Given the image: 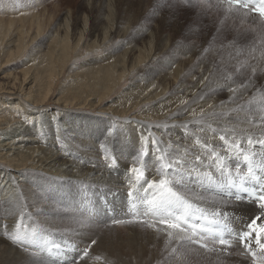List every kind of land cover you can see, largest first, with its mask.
Masks as SVG:
<instances>
[{
  "label": "bare ground",
  "instance_id": "6f19581e",
  "mask_svg": "<svg viewBox=\"0 0 264 264\" xmlns=\"http://www.w3.org/2000/svg\"><path fill=\"white\" fill-rule=\"evenodd\" d=\"M219 8L221 11L229 12V15H234L233 17L240 21L256 22V17L250 13L245 16L242 14L243 12L233 14V11H228V5L225 3L220 4ZM32 13H28L31 18H33ZM24 15H19L16 21H23V18L20 17H24ZM35 18V21L29 18L27 21V18L24 19L22 22L24 25L15 30L19 35L15 44L13 43L14 50H9L10 52L5 56L1 53L3 38L13 33L12 30L16 22L6 19L10 24L4 26L3 21L0 20L2 73L21 58L20 55L25 50L26 41L32 37L34 29L36 33L34 38L32 37L33 42L36 39L39 41L43 37V20L41 21L39 16ZM26 23H29L27 28ZM82 29L79 42L82 41L86 32V21L83 23ZM70 48V41L67 38L53 40L47 56L50 64L43 72H40L41 77L37 73H30V69H28L21 81L16 76L8 75L12 80L0 83V264L252 263L250 256L241 254L242 244L235 242L227 246L214 243L215 249L203 247L202 244L206 241H201L200 244L193 242L181 249V242L177 239V230L169 229L166 225L152 220L151 217L131 214L129 192L133 191L135 184V174L131 171L133 167L141 168L144 171V178L139 183L147 187L145 181L151 182L159 179L156 170L159 167L158 158L161 155L165 157V162L169 160V156L174 159L183 157L182 167L179 169L180 176L175 177L181 183L176 187L180 188L194 205L204 209L209 219H212V214L216 213L215 218L219 219L221 223H227L230 227L239 229L242 224L250 222L255 216L260 215L258 202L253 203V199L243 190L221 177L215 159L216 155H219L226 170L230 171L234 178L237 170L240 175L246 176L248 162L243 159L242 154H238L239 149L232 148V139H237L240 140L239 143L236 142L240 148L250 149L247 154L252 156L257 164L260 163V147L256 143V141H260V138L256 139L253 132L245 133V135H232L227 133L228 130L224 131L222 128L223 122L229 123L243 115V111H239L240 106L246 110L247 106H253L251 104H255L257 101H264V98L258 94V90L247 88L251 91L246 99L243 96L246 89L241 83L240 85L235 83V87L228 92V100L220 101L214 96L220 81L210 75L209 78H206V83L197 90V95L193 96V90L186 91L184 93L185 100L180 95L176 97H181V101L173 102L174 94L184 92L190 87L184 78L178 80L179 76L168 72V77L162 79L160 83L158 82L159 85L157 83L156 86H151L153 90L147 88L146 92L134 96L128 103L124 102L120 111L113 113L110 112V109L101 111V113L109 114V118L120 119V121L131 119L127 127L122 129L115 127L112 131L113 125L109 119H96L92 123L90 122V126L79 129L71 124L72 121L75 119L87 120L72 115L69 110L74 107L82 109L83 106L99 108L119 87L118 84L125 77V73L117 76L116 67H98L97 74L99 75L96 79L97 83H102L100 87L96 86L93 92H70L67 96L58 99L56 104L59 106L58 110L64 109L61 110L63 111L61 114L36 116L31 112V108L26 106V102L29 103V105L27 104L29 107L31 105L32 109H42L47 105L48 99L53 95V85L68 60ZM4 49H6L5 46ZM59 49L61 53H58ZM138 59L133 67L145 60L142 56H139ZM252 62L255 63L254 69L264 76V58H256ZM60 65L62 67L59 70L56 69ZM189 71L196 73L194 67ZM45 73L49 78L48 82L42 76ZM142 77L143 74L134 76L133 84L140 81ZM212 79L218 82L215 83ZM231 83L222 82L221 86L229 87ZM187 92H192V94H187ZM204 93L210 94L207 103L212 104L203 107L197 106L195 114H187L189 110L186 107L187 96H191L190 100H198ZM88 98L91 100L89 101ZM94 99H96L95 102ZM168 99L169 102L163 106ZM157 103H159L155 107L157 113H151L148 116L139 113L143 107L146 108L145 106H153ZM263 122L259 128L263 129ZM156 128L163 131L166 138L160 137V134H154L155 132L152 133ZM202 128H208V132L204 133ZM194 130L198 131L193 133ZM151 135L153 137L149 138ZM221 136H224L225 140H221ZM248 138L253 140L252 145L248 144ZM44 142L47 144L46 147ZM190 142H195L196 146H191ZM12 151L11 157L9 154ZM142 152L146 154L141 155ZM206 152L207 154H205ZM253 153H257V155L253 156ZM196 156L201 159L197 161ZM184 167L188 169H183ZM185 170H187L186 173ZM254 171L257 176H264L259 167H254ZM205 173H211V181L205 178ZM27 178L30 181H26ZM34 182L42 190V197L33 192L35 189H32L30 185H34ZM50 182L59 184L61 193L63 190L72 191L74 188L78 191V187L90 188L94 190L96 202L100 198L104 203L115 208L125 203V207L121 210L126 215L124 223L126 226L113 223L115 222L113 213L107 214L108 212L102 208L103 204L98 206L97 213H99V222L101 221L103 224L101 228L104 230L95 229L94 232H99L95 233L93 238L88 236L87 231H84L82 227H79L81 225L78 224V226L74 222L77 220L74 217L68 218V221H62L59 210L52 217L42 218L44 209L43 205L41 206V201L52 188ZM251 182L253 184L250 186L244 181V187L248 189L258 185L254 180ZM57 193L59 194V192ZM224 194H227V198L224 197ZM140 195H144V192L141 191ZM237 197L241 199L238 200ZM37 220L41 226H38ZM144 221H149L155 226L148 227ZM196 223L200 224L203 221H196ZM17 225L20 227L18 228ZM17 232L21 236L31 235L34 232L33 243H13L9 239V235ZM169 232L172 233L171 237L168 235ZM78 238L83 241L80 242ZM194 239H199V237ZM206 243L210 244L208 241ZM88 244L91 246L90 252L82 259L81 252H86L83 247L88 249ZM54 245L64 246L60 253H69V259L59 258L53 255L55 253L51 254L55 251ZM190 245L192 247L198 245L208 248V250L204 251L199 247L190 248ZM174 248L177 249L175 253L172 251ZM38 249L39 253H36L35 250ZM229 249H233V252H229Z\"/></svg>",
  "mask_w": 264,
  "mask_h": 264
},
{
  "label": "rangeland",
  "instance_id": "374dc122",
  "mask_svg": "<svg viewBox=\"0 0 264 264\" xmlns=\"http://www.w3.org/2000/svg\"><path fill=\"white\" fill-rule=\"evenodd\" d=\"M220 4H223L221 0H205L204 6L178 3V0H1L0 20L3 21V25L8 26L10 24L6 19L16 22L12 30L13 33L8 36L9 38H3L5 43L3 42L1 53L4 56L10 52L9 50H14V42L19 35L15 30L24 25L22 23L24 19L27 18V21L29 18L35 21V17L39 16L40 20H43L42 25L46 27L41 25L43 37L39 41L38 39L34 40V42L33 38L36 30L33 28L34 30L31 34L33 38H28L31 42L30 40L26 41L25 50L22 53L23 55H20L19 61L17 60L15 64L7 68L4 73L1 71L3 64L0 66V83L6 80L11 81L12 78H9L8 75L16 76L21 81L25 71H28V69H30V73L40 75V72H43L47 65L50 64L47 56L52 41L67 38L71 47L69 49L68 63L66 62L64 68L60 70L59 76L53 85V95L48 99L47 105L42 107V109H32L31 105L29 107V103L26 102V106L31 108V112L35 113L36 116L40 114L48 116L53 113L56 115L61 114L63 113L61 110L64 109L60 108L61 110H58L59 106L56 105L58 99L67 96L70 92H93L96 86L100 87L102 83H97L96 78L99 75L97 74V68L101 66L106 68L116 67V75L119 76L125 73V77L121 79L118 84L119 87L115 89L114 93L100 106L101 108L93 109L83 106L82 109L74 107L69 110L72 115L87 120H73L71 124L76 128L84 129L96 119H109L113 125L112 131L115 127H120L121 129L125 128V126L127 127L131 119L120 121V119L109 118V114L101 113V111H104V109H110L111 113L120 111L124 102L128 103L134 96L141 92H146L147 88L153 90L151 86H156L162 79L167 78L168 72L179 76L178 80H183L182 78H184L190 87L184 92L174 94L173 102H180L182 98L176 97L180 95L185 100L186 95L184 93L186 91L193 90V96L197 95V90L202 84L206 83V78H209L210 75L220 81L217 84L218 90L214 93V96L220 101L228 100V92L235 87V83L236 85L241 83L243 88L246 89L243 93L246 99H248V94L251 91L247 90V88L258 90V94L264 98V76L254 69L255 63L252 62L256 58H264V24L261 23L262 18L249 12L250 15L256 17V22L249 20H247L248 22L240 21L234 18V15H229V12L225 10H222V12L219 8ZM35 11L37 15L39 13L38 16ZM244 11L241 10V12ZM41 12L42 14H40ZM28 13H32L31 15L35 19L31 18ZM43 14L44 16H42ZM19 15H24V17H20L21 19L23 18V21H16ZM44 17L48 20H44ZM85 21L87 22V29L82 41L79 42ZM28 24L26 23V28ZM56 36L57 39H55ZM4 46L6 49H4ZM59 52L60 49L58 50ZM139 56H142L145 60L133 67L136 61L139 60ZM60 67L62 65L57 66L56 69L59 70ZM192 67L195 68L196 73L189 71ZM139 74H143L142 79L133 84V77ZM42 76L48 82L49 78L46 73ZM212 81L218 82L214 79ZM226 81L232 83L229 87H222L221 83ZM187 94H192V92H187ZM187 97L186 107L190 110L187 111L189 115L195 114L194 111L197 106L203 107L204 105L212 104L207 103L210 98L209 93L202 94L198 100H190L191 96ZM124 98L126 99L124 100ZM88 100L90 101L91 98H88ZM95 100L93 101L95 102ZM168 102L169 99L164 102L163 106ZM158 105L159 103L153 106H145L146 108L143 107L139 113L143 116L157 113L158 111L155 110V107ZM251 105L253 106H247L248 109L246 110L243 109V106H240L239 111L241 112L242 110L243 115L229 123L223 122V130H228L229 132L227 133L232 135H245V133L253 132L256 139L264 140V127L263 129L259 128L262 125V121H264V101H257V103ZM202 129L204 133L208 132V128ZM197 131L194 130L193 133ZM111 133L113 134V132ZM111 133L110 136H112ZM152 133L160 134V137L166 138L165 133L159 128L153 129ZM153 135L149 138L153 137ZM189 135L191 134L189 133ZM232 140L237 143L240 141L237 139ZM163 143H165L164 140ZM190 145L196 146L195 142H190ZM44 146H47L46 142H44ZM12 153L13 151L9 154L11 157ZM166 154L168 153L166 152ZM180 158L174 159L169 156L168 159L181 161L183 157ZM76 161L79 160L76 159ZM82 161L84 162L83 159ZM183 169L188 168L184 167ZM186 171L184 172L186 173ZM28 179L26 181H30ZM251 181L250 179L245 180V184H253ZM36 182L30 186L35 189L34 193L40 194L39 196L42 197L43 192L38 185H35ZM49 184L52 188L41 201V206L43 205L44 209L42 218L52 217L59 210L62 221L65 222L66 220L68 221V218L74 217L77 219L74 222L77 225H81L78 226L82 227L84 231H87L88 236L93 238L95 233L99 232H94L95 229L98 228L100 230L103 225L101 221L99 222V213H97L98 206L103 204L102 208L108 212L107 214L113 213V221L115 220V222L112 221L113 223L126 226L124 224L126 215L121 210V208L125 207V203L115 208L104 203L100 198L96 202L93 189L78 187V191L76 188L72 191L62 189L63 193H61L59 184L54 182ZM255 187L258 188V185H255ZM224 197L227 198V194H224ZM36 222L38 226H41L38 220ZM101 230H104V228H101ZM78 240L80 242L83 241L80 238ZM208 242L213 245L207 244V247L215 249V244L211 241ZM216 244L219 243L216 242ZM72 245L74 244L72 243ZM191 245L189 246L190 248L199 247L201 250H208V248H202L198 245L193 247ZM88 246V249L83 247L87 252L86 255L89 254L91 248L89 244ZM57 247L60 246H53L55 251L51 254L55 253L53 255L59 258L69 259V253H60L64 246ZM35 252L39 253V249L35 250ZM229 252H233V249H229ZM81 253L83 259L86 255L84 251ZM247 263L252 264L251 262Z\"/></svg>",
  "mask_w": 264,
  "mask_h": 264
},
{
  "label": "snow or ice",
  "instance_id": "6c2138e0",
  "mask_svg": "<svg viewBox=\"0 0 264 264\" xmlns=\"http://www.w3.org/2000/svg\"><path fill=\"white\" fill-rule=\"evenodd\" d=\"M192 4V6H204L205 0H178V3ZM222 3L228 5V11L233 14L241 13L247 16L249 12L258 13L262 18L261 23L264 24V0H221ZM225 140L224 136L220 137ZM227 143V141H225ZM260 147V163L257 164L252 156L248 155L250 149H241L235 141L232 142L233 149H239L238 154L243 155V159L248 162V172L246 176L240 175L239 170L234 178L230 171H227L222 158L216 155V166L221 177L227 179L229 183L235 184L243 191H249L244 187L246 178L254 180L259 188L252 190L249 194L253 197V203L258 202L260 215L255 216L250 222L242 224L239 229L230 227L227 223H221L213 213L212 219H209L204 209L194 205L180 188L181 181L175 177L180 176L179 169L182 167L181 161L169 159L165 162V157L161 155L159 159V167L157 168L158 180L151 182L145 181L147 187L139 182L144 178V171L141 168L133 167L131 171L135 174V184L133 191L129 192V210L133 216L151 217L152 220L164 224L169 229L177 230V239L181 242L180 248L190 243L200 244L201 241L218 242L220 245H230L232 243L242 244V255L250 256L252 264H264V176H257L254 167H259L264 173V140L256 141ZM248 144L252 145L253 140L248 138ZM146 153L142 152L141 155ZM257 153H253V156ZM199 161L201 158L196 156ZM115 163V161H113ZM205 178L212 180L211 173H205ZM143 191L144 195H140ZM237 199H241L237 197ZM196 221H203L197 224ZM123 222V221H118ZM133 222V221H129ZM148 227L155 225L149 221H144ZM19 228L20 226L17 225ZM190 233V234H189ZM169 237L172 233H168ZM35 233L31 235L25 234L21 236L18 232L10 234L9 239L13 243L29 244L33 242ZM199 237V239H194ZM229 237L231 239H229ZM254 241V244H253ZM95 243V242H93ZM207 247V243L202 244ZM27 250V249H25ZM173 253L177 249H172ZM87 252H85V255Z\"/></svg>",
  "mask_w": 264,
  "mask_h": 264
}]
</instances>
